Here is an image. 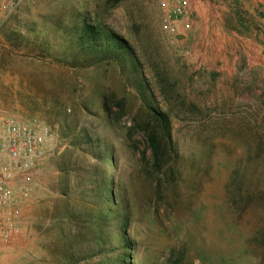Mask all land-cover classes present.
Instances as JSON below:
<instances>
[{"label":"rangeland","instance_id":"374dc122","mask_svg":"<svg viewBox=\"0 0 264 264\" xmlns=\"http://www.w3.org/2000/svg\"><path fill=\"white\" fill-rule=\"evenodd\" d=\"M254 4L214 2L201 32L195 15L207 7L193 6L191 29L175 38L161 29L156 0H0V109L55 134L17 228L0 240V264H264V4ZM74 12L127 42L139 80L170 117L181 166L163 198L145 191L148 152L130 126L141 103L135 80L106 59L72 60L54 22L66 29ZM102 94L128 99L112 121ZM84 129L111 145L107 170L135 196L134 250L122 258L118 238L89 233L88 214L105 205L87 197L88 169L99 180L104 163L70 144Z\"/></svg>","mask_w":264,"mask_h":264},{"label":"trees","instance_id":"16d2710c","mask_svg":"<svg viewBox=\"0 0 264 264\" xmlns=\"http://www.w3.org/2000/svg\"><path fill=\"white\" fill-rule=\"evenodd\" d=\"M73 20L66 29L61 27L58 22H54L56 30L64 31L67 39V46L70 49L69 56L81 65L89 61L109 60L114 66H120L119 70L124 69L130 73L135 80L137 95L140 97V111L132 117L131 127H135L144 144V149L148 152L149 167L145 169L150 181L145 187L150 195L163 198L165 192L171 184V177L177 176L180 172L181 161L178 148L173 140L171 120L167 112L160 110L153 103V95L150 87L142 85V74L135 63L134 58L129 54L128 44L121 37L106 31L101 23L90 19L85 13H71ZM31 28H27L29 31ZM30 32V31H29ZM27 32V33H29ZM36 40V39H35ZM36 46L42 44V40H36ZM43 47L48 48V41L43 43ZM122 65V66H121ZM115 66V67H116ZM124 66V67H123ZM124 68V69H123ZM142 80V79H141ZM126 97L115 99L106 94H102L100 102L105 112L106 118L110 121L117 118V113L125 107ZM113 107L116 109L113 110ZM71 145H77L80 150L89 156L101 160L104 163L102 177L99 180L94 177L96 169L91 164L89 172L91 177L87 179V197L90 202L101 201L104 203V210L95 218L91 212L88 214V227L91 238H103L113 235L121 242L124 252L121 258L128 255V250H134L132 243L127 238L126 228L131 210L136 207L135 196L128 189L121 190L113 182L112 175L108 172V162L111 161L109 151L111 145L103 141L96 134L84 129L78 134L71 133ZM82 144V145H81ZM177 180V178H176ZM78 215L75 214V217ZM105 225L115 226L113 233L105 231ZM121 260L122 264H131L128 260Z\"/></svg>","mask_w":264,"mask_h":264},{"label":"built area","instance_id":"2783aa9c","mask_svg":"<svg viewBox=\"0 0 264 264\" xmlns=\"http://www.w3.org/2000/svg\"><path fill=\"white\" fill-rule=\"evenodd\" d=\"M163 31L182 38L192 27V0H156ZM55 134L37 118H20L0 109V240L17 228L18 205L32 193L43 160L53 152Z\"/></svg>","mask_w":264,"mask_h":264},{"label":"crops","instance_id":"0c3cea01","mask_svg":"<svg viewBox=\"0 0 264 264\" xmlns=\"http://www.w3.org/2000/svg\"><path fill=\"white\" fill-rule=\"evenodd\" d=\"M237 1L242 2V3H246L247 0H192V4L194 7H196V6L201 7V8H202V6L207 7V8H205V11L202 12L203 9L200 8L201 13L200 12L196 13V15H195L196 21L194 20V23H196V25H195L194 29L198 30V28H199L200 29L199 32H201L202 28H205V30H206L207 22H209V18L211 17V15L208 12L209 5L213 4L214 2H219V3H222V5H226L228 7H231L234 4H236ZM252 1H253V4L256 3L257 5H259L260 2L262 4H264V0H257V1L252 0ZM256 4H254V5H256ZM195 11H196V9H195Z\"/></svg>","mask_w":264,"mask_h":264}]
</instances>
